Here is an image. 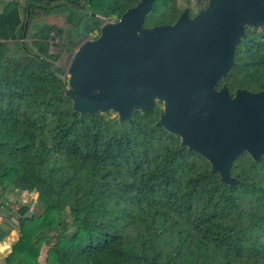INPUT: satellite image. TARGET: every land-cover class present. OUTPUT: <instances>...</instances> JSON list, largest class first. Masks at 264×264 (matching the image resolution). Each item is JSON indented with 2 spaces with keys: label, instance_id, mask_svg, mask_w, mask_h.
Returning <instances> with one entry per match:
<instances>
[{
  "label": "trees",
  "instance_id": "trees-1",
  "mask_svg": "<svg viewBox=\"0 0 264 264\" xmlns=\"http://www.w3.org/2000/svg\"><path fill=\"white\" fill-rule=\"evenodd\" d=\"M133 4L0 0V208L5 193L36 194L14 211L4 264H37L41 247L45 264H264V157L239 154L229 185L154 125L158 103L118 122L73 111L64 96L58 60ZM178 11L153 0L143 24ZM55 13L67 26L40 21ZM221 83L264 92V26L245 29Z\"/></svg>",
  "mask_w": 264,
  "mask_h": 264
},
{
  "label": "water",
  "instance_id": "water-1",
  "mask_svg": "<svg viewBox=\"0 0 264 264\" xmlns=\"http://www.w3.org/2000/svg\"><path fill=\"white\" fill-rule=\"evenodd\" d=\"M152 1L138 0L117 20L104 21L72 51L64 96L73 111L110 110L118 122L159 103L154 125L231 185L229 169L239 154L255 162L264 157V92L230 94L216 83L233 64L245 28L264 26V0H206L192 17L183 9L172 24L145 26Z\"/></svg>",
  "mask_w": 264,
  "mask_h": 264
},
{
  "label": "rangeland",
  "instance_id": "rangeland-1",
  "mask_svg": "<svg viewBox=\"0 0 264 264\" xmlns=\"http://www.w3.org/2000/svg\"><path fill=\"white\" fill-rule=\"evenodd\" d=\"M20 3L23 2V0H18ZM138 0H132V2L135 4ZM175 3H176V6L177 8H189L190 10H193L194 8H200L204 5V1H198L197 3L194 2V0H175ZM133 4V5H134ZM149 12V11H148ZM147 14V13H146ZM145 14V16H146ZM144 16V18H145ZM114 18L113 17H110L108 19H105L104 21L106 20H113ZM144 20V19H143ZM41 22L43 23H46V24H56L57 26H62V27H65L67 26L65 23H64V20H63V15L61 13H55V14H50V15H47V16H44L43 18L40 19ZM153 25H156V24H153ZM147 26V25H145ZM149 26H152V25H149ZM247 28V27H246ZM259 30V26L256 27V31ZM97 32H93L91 33L89 36H84V35H80L76 40H75V48L73 50L76 49V47L81 43L83 42L85 39L87 38H92L94 37V35L96 34ZM72 53V52H71ZM71 53H67V54H63L62 57L58 60V64L63 68L64 70V74L66 76V69H67V66H68V63H69V60H70V57H71ZM159 104V103H158ZM161 107V105L159 104V108ZM103 114H108V116H115V112L113 111H106V112H102ZM6 194V198L7 200L9 201L10 203V209L12 210V213H14L13 211H15L16 207L19 205V204H23V203H28L30 204V200L33 201V199L35 198V195L34 194V197H29L28 194H26L25 191H22L20 193H12V194H9V193H5ZM10 195V196H9ZM34 204V203H33ZM32 204V206H34ZM31 205V204H30ZM31 206V207H32ZM65 220L67 222H70V216L67 214V211H65ZM72 230L73 229V226L72 224L70 223L69 224V228H68V231L69 230Z\"/></svg>",
  "mask_w": 264,
  "mask_h": 264
},
{
  "label": "crops",
  "instance_id": "crops-1",
  "mask_svg": "<svg viewBox=\"0 0 264 264\" xmlns=\"http://www.w3.org/2000/svg\"><path fill=\"white\" fill-rule=\"evenodd\" d=\"M26 194H28L29 197H34L35 193L26 192ZM4 196H6V194ZM5 201L8 202V204L0 208V264H4V258L8 254L11 244L17 239V229L14 220L15 212L13 211L14 213H12L10 209L11 205L7 198ZM44 254L45 247H41L36 258L37 264H45Z\"/></svg>",
  "mask_w": 264,
  "mask_h": 264
},
{
  "label": "flooded vegetation",
  "instance_id": "flooded-vegetation-1",
  "mask_svg": "<svg viewBox=\"0 0 264 264\" xmlns=\"http://www.w3.org/2000/svg\"><path fill=\"white\" fill-rule=\"evenodd\" d=\"M199 1H204V5L202 6V7H200V8H194L193 10H190L189 8H177L179 11H178V14L183 10V9H187L188 11V16L189 17H192V16H194L195 14H197L201 9H203V7H205V5H206V0H199ZM194 2L195 3H197L198 1L197 0H194ZM178 14H177V16H178ZM177 16H176V18H177ZM175 18V19H176ZM175 21V20H174ZM173 21V22H174ZM172 22V23H173ZM172 23H170V24H172ZM248 28V27H247ZM246 29V28H245Z\"/></svg>",
  "mask_w": 264,
  "mask_h": 264
},
{
  "label": "built area",
  "instance_id": "built-area-1",
  "mask_svg": "<svg viewBox=\"0 0 264 264\" xmlns=\"http://www.w3.org/2000/svg\"><path fill=\"white\" fill-rule=\"evenodd\" d=\"M30 210H31V207L30 208H28V211L30 212Z\"/></svg>",
  "mask_w": 264,
  "mask_h": 264
}]
</instances>
